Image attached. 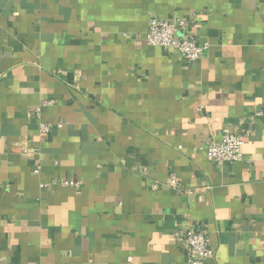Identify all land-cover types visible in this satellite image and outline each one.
<instances>
[{"label":"crops","instance_id":"0c3cea01","mask_svg":"<svg viewBox=\"0 0 264 264\" xmlns=\"http://www.w3.org/2000/svg\"><path fill=\"white\" fill-rule=\"evenodd\" d=\"M153 17L206 56L148 45ZM190 227L205 264H264V0H0V264H191Z\"/></svg>","mask_w":264,"mask_h":264},{"label":"built area","instance_id":"2783aa9c","mask_svg":"<svg viewBox=\"0 0 264 264\" xmlns=\"http://www.w3.org/2000/svg\"><path fill=\"white\" fill-rule=\"evenodd\" d=\"M187 27L184 19H160L153 17L150 19L146 42L148 45L170 49L187 61L194 62L204 58L209 50L207 43H200L194 37L180 35ZM53 101H46L45 105L52 104ZM262 115V113H257ZM239 127L226 128L222 131L221 139L212 140L206 146L207 158L211 163L225 164L241 161L243 158V146L245 135L238 132ZM49 127L41 124V131L47 132ZM250 134L248 131L246 135ZM40 168L36 169V173ZM64 185H76L75 181L65 180ZM171 189L182 191V180L176 174H171L164 184ZM159 184H154L153 189H158ZM179 242L185 247L186 254L191 264H205L206 260L212 256L213 250L209 237L202 230L190 227L183 231L179 237Z\"/></svg>","mask_w":264,"mask_h":264}]
</instances>
